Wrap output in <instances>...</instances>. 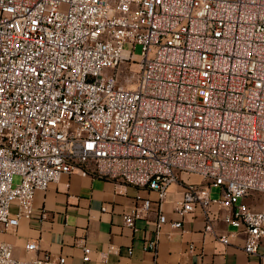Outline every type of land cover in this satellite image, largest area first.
Wrapping results in <instances>:
<instances>
[{
	"label": "built area",
	"instance_id": "2783aa9c",
	"mask_svg": "<svg viewBox=\"0 0 264 264\" xmlns=\"http://www.w3.org/2000/svg\"><path fill=\"white\" fill-rule=\"evenodd\" d=\"M76 170L155 191L160 204L180 174L199 177L184 184L179 216L200 209L212 232L220 206L264 264L263 203L245 201L264 195V0H0V235ZM168 222L161 213L157 227ZM0 264L67 260H21L0 240Z\"/></svg>",
	"mask_w": 264,
	"mask_h": 264
},
{
	"label": "crops",
	"instance_id": "0c3cea01",
	"mask_svg": "<svg viewBox=\"0 0 264 264\" xmlns=\"http://www.w3.org/2000/svg\"><path fill=\"white\" fill-rule=\"evenodd\" d=\"M179 178L160 204L155 191L84 177L76 170L51 184L46 192H39L34 200L35 216L22 218L19 226L0 235V240L11 243L21 260L50 254L65 257L67 264H260L258 256L244 252L246 235L225 223L227 211L220 206L212 207L218 218L212 232L205 231L206 216L200 209L179 216L176 208L182 202L184 184H203L197 176L180 174ZM144 200L152 202L150 212L135 221V228L127 227L124 216ZM17 211L13 206V214ZM161 213L169 222L158 228ZM176 221L182 222L180 230L171 226ZM224 236L229 237L227 245L221 242ZM32 241L39 244V251L25 249ZM151 242L155 250L149 247ZM85 244L92 251L89 262L83 261Z\"/></svg>",
	"mask_w": 264,
	"mask_h": 264
},
{
	"label": "rangeland",
	"instance_id": "374dc122",
	"mask_svg": "<svg viewBox=\"0 0 264 264\" xmlns=\"http://www.w3.org/2000/svg\"><path fill=\"white\" fill-rule=\"evenodd\" d=\"M126 48H128V46H126ZM142 52V47L141 46H137L136 49H135V53L137 55L141 54ZM18 182V178H15V183ZM219 193H220V190L215 188L211 194L212 198H219ZM247 203H249L250 205H259L260 203H263V206H260L259 209L264 208V195H253L252 197L250 198H247L245 200Z\"/></svg>",
	"mask_w": 264,
	"mask_h": 264
}]
</instances>
